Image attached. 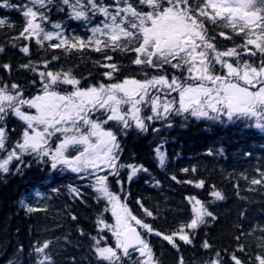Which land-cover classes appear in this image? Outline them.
<instances>
[{"label":"snow or ice","instance_id":"obj_1","mask_svg":"<svg viewBox=\"0 0 264 264\" xmlns=\"http://www.w3.org/2000/svg\"><path fill=\"white\" fill-rule=\"evenodd\" d=\"M0 10L15 13L0 16V175L41 170L44 192L19 206L51 221L6 264H166L168 253L171 264H264V157L203 166L227 160L220 139L177 166L165 136L191 121L264 133V0H0ZM133 133L151 134L150 163L128 150ZM140 182L182 190L177 210L133 192ZM230 202L217 242L204 229Z\"/></svg>","mask_w":264,"mask_h":264},{"label":"trees","instance_id":"obj_2","mask_svg":"<svg viewBox=\"0 0 264 264\" xmlns=\"http://www.w3.org/2000/svg\"><path fill=\"white\" fill-rule=\"evenodd\" d=\"M3 15H12L14 17L15 13L0 10V16ZM75 26L73 24V27ZM9 55L15 59L13 53H9ZM80 64L81 71L87 75L90 65L83 61H80ZM145 136L147 139L144 138ZM165 136L169 140L167 147L171 156L174 157L176 153H179L182 157L177 166L189 163L190 157L203 153L206 146L212 145L214 141L220 139H223L227 145H230L227 160L222 164H217L216 161L210 158H201L200 163L203 166L208 168L215 166L227 167L229 169H246L254 164L258 157H264V133H261L259 130L241 132L236 127L212 126L198 121H191L186 126H182L180 122H177L176 127L169 129L165 133ZM151 139L150 133L141 135L133 133L127 138L125 143L129 151L138 152L146 162L150 163L146 145ZM241 148L252 153L253 159L251 161L239 155V149ZM162 177L163 172L161 171L158 178ZM47 183V179H44V173L35 167L24 176L0 175V264H6L7 260L11 258L14 251L13 246L17 241L23 242L27 249L30 239L37 231L43 229L45 226L51 227L50 219L45 220L43 217L37 216L29 217L19 206V201L26 195L31 194L35 199L37 191L44 192L43 186ZM165 187L167 188V185ZM132 190L137 195H142L150 203L155 202L158 194L161 197L168 196L175 202L171 205L174 211L177 210L176 205L180 202V192L182 191L177 189L174 195L166 190L163 192H159V190L148 191L147 186H144L142 182L133 184ZM261 199L262 197L259 195L253 197L255 204L253 212L260 211ZM61 203L62 200L55 202V206L52 208L53 213L57 211ZM77 211L84 218L89 216V211L78 205ZM218 211L221 215L220 223L215 227L209 225L204 231L208 232L217 242L226 243L227 225L235 217L236 207L230 202L222 204ZM17 229H19L18 235ZM157 243L162 242L157 241ZM161 250L168 253L166 247H162ZM193 251L189 250L186 255L191 256ZM77 255L81 254L78 253ZM165 261L166 264H171V253H168Z\"/></svg>","mask_w":264,"mask_h":264}]
</instances>
